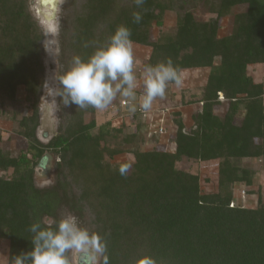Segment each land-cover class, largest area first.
Here are the masks:
<instances>
[{"label": "trees", "instance_id": "obj_1", "mask_svg": "<svg viewBox=\"0 0 264 264\" xmlns=\"http://www.w3.org/2000/svg\"><path fill=\"white\" fill-rule=\"evenodd\" d=\"M199 10L210 18L198 19ZM168 13L176 16L175 28L153 40V27L162 28ZM224 19L232 23L221 36ZM121 25L131 29L133 49L147 52L144 68L171 59L182 70L181 105H199L193 127L188 130L176 112L171 140L166 131L158 133L160 125L148 123L153 147L128 149L119 142L121 129L94 133L95 120L86 118L95 108L65 106L59 98V127L45 146L37 137L45 77L42 29L29 0H0V104L15 105L22 88L29 110L21 119L12 116L25 151L4 149L0 131V240L9 244L8 264L33 249V223L57 228L63 205L106 240L109 264H264V202L251 189L256 171L233 163L264 164V81L249 74L264 65V0H145L139 7L135 0H65L61 75L73 57L86 62L106 48ZM196 89L199 95L187 101V92ZM217 107L224 112L217 114ZM133 119L139 134L143 111ZM125 154L134 161H109ZM45 156L49 166L58 160L57 173L53 187L41 190L34 176ZM181 162L200 164L206 179L202 171L178 169ZM121 165L130 166L126 175ZM242 188L245 197L257 196L256 207L241 204Z\"/></svg>", "mask_w": 264, "mask_h": 264}, {"label": "clouds", "instance_id": "obj_2", "mask_svg": "<svg viewBox=\"0 0 264 264\" xmlns=\"http://www.w3.org/2000/svg\"><path fill=\"white\" fill-rule=\"evenodd\" d=\"M144 2L135 0L138 7ZM62 4L63 0H43L42 3V8H50L40 21L48 53L47 40L59 33ZM133 16L136 23L142 19L138 12ZM131 35V29L121 25L110 38V44L98 48L86 62L80 56L73 57L70 69L58 77V84L54 85L50 78L45 81L41 103L47 98L48 104L55 106L59 97L65 106L75 104L78 109L90 106L102 111L119 95L128 104L129 111L135 113L138 80ZM170 82L177 87L183 84L182 70L175 67L171 59L167 63L146 66L143 71L145 93L140 97V108L148 111L157 98L163 99ZM40 165L45 169L49 167L47 156L41 158ZM129 167L121 165L120 174L126 175ZM29 231L33 233V249L13 257L12 264H109L106 240L99 233L81 227L74 215L60 219L55 230L35 222Z\"/></svg>", "mask_w": 264, "mask_h": 264}, {"label": "rangeland", "instance_id": "obj_3", "mask_svg": "<svg viewBox=\"0 0 264 264\" xmlns=\"http://www.w3.org/2000/svg\"><path fill=\"white\" fill-rule=\"evenodd\" d=\"M64 5V4H63ZM63 8V6H62ZM62 12V9H61ZM196 17L198 19L202 20H208L210 16L208 14H205L202 10H199L196 12ZM232 20L231 19H224L221 22V29H220V35L225 36L231 27ZM176 26V16L174 13H168L164 16V25L162 28L153 27L152 30V36L153 40L156 39L162 32H168L172 31ZM59 49V46H58ZM134 57L137 61L135 66V72L137 75L138 80V87L135 90L137 95V100L134 102L137 106V111H143L144 119H145V125L144 130L139 134H134L135 130V121L133 119V115L135 113H124L121 109V102L123 101V98L119 95L117 96L116 100L112 102V104L105 110H97L96 113L92 116H89L86 118V121L89 122L91 120H95L96 122V129L94 130V133L99 132H114L115 129H121L122 134L119 137V142L121 140L124 141L125 147L128 149H135L138 147H141L142 149H151L153 147L152 143H148L150 140L152 134L154 131L149 130L150 127L148 126V123H152V126L157 128L159 125L165 129L166 133L168 135V138L170 137V140L172 137H174L175 132L177 130L176 121L178 120V117L174 114L176 112H180L182 114V119L185 122L186 128L190 130V128L193 127V120L192 116L193 114L198 111V104H187L182 106L181 105V87H177L176 85L168 84V87L166 88V95L163 99L157 98L152 105V108L148 111H144L140 108V97L145 93V88L143 85V71H144V63L146 59L147 52L140 49H133ZM59 53H57L55 56L52 57V63L50 65V70L53 71V74L51 76V82L56 85L58 84V77L62 73V67L59 64ZM249 74L256 78L257 81H264V65L261 66H255L252 67L249 70ZM185 78L193 80V75L190 73H186L184 76ZM47 80V76L44 77V83ZM44 89V88H43ZM197 94L199 95V91L192 90V92H187L186 100L190 101L191 94ZM43 97V93L41 98ZM17 103L15 105H1L0 104V131L2 132V147L4 149L10 150L14 155H18L20 152L25 151L27 148V142L25 140H20L18 137H16V123L12 119V116L14 113L18 115V119H21L23 116H26L28 114V106L25 102V92L22 88L19 89L17 94ZM57 104L55 105V116L50 115L48 110H44V117L42 120H40V125L37 129V137L40 140V142L47 146L48 143L51 141V139L56 135L58 127H59V110H60V102L59 97L56 98ZM215 111L217 114L223 113V107H217L215 108ZM54 121H51L53 120ZM51 128V130H50ZM51 133L49 134V137L47 139H44V133L47 132ZM149 131V132H148ZM173 145L170 142H167L166 149L172 150ZM112 164L121 163V162H133L134 158L132 155H121L118 156L115 159L109 160ZM56 163H58V160H53L52 164L50 165V169L45 168H37L36 173L34 176L36 187L39 189H49L53 187L55 178H56ZM237 166H243L245 164H248L249 166L253 167L256 171L255 180H254V186L251 188L255 192L259 193L262 197V200L264 202V164L255 160L250 161H244L240 162L238 160H234L233 162ZM177 168L185 171H189L191 173H200L201 165L200 164H194L190 162H181L177 164ZM201 177L203 179H206V176L204 175V172L202 171ZM211 185V184H210ZM209 185V186H210ZM204 186H208L204 184ZM242 189H239L241 192L239 193L241 200L243 201V198L245 199L244 203L241 204L244 206H251L256 207L258 205L257 196H244L242 194ZM248 190V189H246ZM71 214L77 217L73 212L69 210V208L66 205H63L59 207L57 210V219L60 221L63 217L66 215ZM77 219H79L77 217ZM46 222H50V218H46ZM81 227L86 226L85 222H81L78 220ZM53 224V222H52ZM8 258H9V244L7 241L0 240V264H8Z\"/></svg>", "mask_w": 264, "mask_h": 264}, {"label": "water", "instance_id": "obj_4", "mask_svg": "<svg viewBox=\"0 0 264 264\" xmlns=\"http://www.w3.org/2000/svg\"><path fill=\"white\" fill-rule=\"evenodd\" d=\"M49 2H51V0H49ZM64 2H65V0H63V4H64ZM42 3H43V0H29V11H30L31 15L34 17V19L38 21V23L42 29L43 41H44L45 33H44V30L41 26L40 21L44 18V14H46L47 12L50 11V8L49 7H43L42 8ZM63 4H62V6H63ZM62 6H61V9H62ZM60 19H61V10H60ZM58 36H59V33L54 38H49L47 40L46 46L48 48L49 53L46 52L43 41H42V46L44 49V62H43V64H44L45 75L47 76V80L49 78L51 79V76L53 74V71L50 70V65L53 62L52 57L55 56L57 53H59ZM43 96H45V90L44 89H43ZM49 99H51V98H49ZM39 108H40V113H39L40 120H42L44 117V115H43L44 110H48L50 115L55 116V106H50L47 102V98H45V100L42 103L40 100ZM53 121H54V119H53ZM45 221H46V219H45ZM52 222H53V220L50 219V222L48 223V225L51 226Z\"/></svg>", "mask_w": 264, "mask_h": 264}, {"label": "built area", "instance_id": "obj_5", "mask_svg": "<svg viewBox=\"0 0 264 264\" xmlns=\"http://www.w3.org/2000/svg\"><path fill=\"white\" fill-rule=\"evenodd\" d=\"M219 100L220 101H223L224 100V98H223L222 95H220V99ZM121 108H122L121 110L124 111V113H130L127 103H125V102L122 101L121 102ZM164 132H165V129H163V127H161V125H160L159 130H158V133L159 134H163ZM242 194L243 195L245 194L244 191H242Z\"/></svg>", "mask_w": 264, "mask_h": 264}, {"label": "flooded vegetation", "instance_id": "obj_6", "mask_svg": "<svg viewBox=\"0 0 264 264\" xmlns=\"http://www.w3.org/2000/svg\"><path fill=\"white\" fill-rule=\"evenodd\" d=\"M51 121H53V120H51ZM50 130H51V128H50ZM51 133V131L49 132H47V133H44V139H47L48 137H49V134ZM39 168H41V167H39ZM48 169H50V166L48 167ZM48 169H47V172H48Z\"/></svg>", "mask_w": 264, "mask_h": 264}, {"label": "crops", "instance_id": "obj_7", "mask_svg": "<svg viewBox=\"0 0 264 264\" xmlns=\"http://www.w3.org/2000/svg\"><path fill=\"white\" fill-rule=\"evenodd\" d=\"M173 86V85H172Z\"/></svg>", "mask_w": 264, "mask_h": 264}]
</instances>
